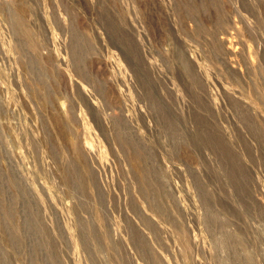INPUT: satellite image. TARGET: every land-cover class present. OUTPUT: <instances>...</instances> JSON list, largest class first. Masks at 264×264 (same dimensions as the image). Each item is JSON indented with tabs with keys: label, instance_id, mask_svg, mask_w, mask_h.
<instances>
[{
	"label": "rangeland",
	"instance_id": "1",
	"mask_svg": "<svg viewBox=\"0 0 264 264\" xmlns=\"http://www.w3.org/2000/svg\"><path fill=\"white\" fill-rule=\"evenodd\" d=\"M0 264H264V0H0Z\"/></svg>",
	"mask_w": 264,
	"mask_h": 264
}]
</instances>
